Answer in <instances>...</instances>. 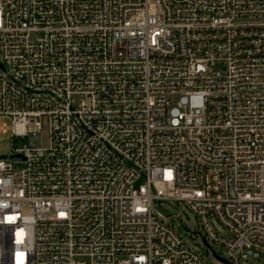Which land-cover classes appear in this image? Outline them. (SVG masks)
Instances as JSON below:
<instances>
[{
  "label": "built area",
  "instance_id": "2783aa9c",
  "mask_svg": "<svg viewBox=\"0 0 264 264\" xmlns=\"http://www.w3.org/2000/svg\"><path fill=\"white\" fill-rule=\"evenodd\" d=\"M2 117L0 264L264 258V0H0Z\"/></svg>",
  "mask_w": 264,
  "mask_h": 264
},
{
  "label": "rangeland",
  "instance_id": "374dc122",
  "mask_svg": "<svg viewBox=\"0 0 264 264\" xmlns=\"http://www.w3.org/2000/svg\"><path fill=\"white\" fill-rule=\"evenodd\" d=\"M0 122L7 125L5 132H0V154L8 155L12 150V139L10 136V120L6 117L0 118ZM48 123L46 119H41L40 133L41 145L47 144ZM40 144V143H39ZM158 209L167 214V222H170L178 232L189 242L194 243L195 248L201 252L206 259L216 264H223L213 254L215 252L220 257L225 258L228 262L234 263V260L228 256L227 250L217 243L209 241L211 248L204 243L203 227L199 223L198 217L182 201L164 200L158 205ZM212 224L217 231L226 235V230L212 217ZM238 264H264V258H251L247 260L239 259Z\"/></svg>",
  "mask_w": 264,
  "mask_h": 264
},
{
  "label": "water",
  "instance_id": "95a60500",
  "mask_svg": "<svg viewBox=\"0 0 264 264\" xmlns=\"http://www.w3.org/2000/svg\"><path fill=\"white\" fill-rule=\"evenodd\" d=\"M222 261H224V259L223 258H220Z\"/></svg>",
  "mask_w": 264,
  "mask_h": 264
}]
</instances>
